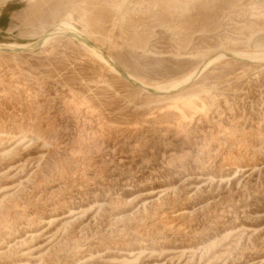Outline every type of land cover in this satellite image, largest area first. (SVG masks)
Here are the masks:
<instances>
[{
  "label": "rangeland",
  "instance_id": "1",
  "mask_svg": "<svg viewBox=\"0 0 264 264\" xmlns=\"http://www.w3.org/2000/svg\"><path fill=\"white\" fill-rule=\"evenodd\" d=\"M0 46V264H264V0H0Z\"/></svg>",
  "mask_w": 264,
  "mask_h": 264
},
{
  "label": "bare ground",
  "instance_id": "2",
  "mask_svg": "<svg viewBox=\"0 0 264 264\" xmlns=\"http://www.w3.org/2000/svg\"><path fill=\"white\" fill-rule=\"evenodd\" d=\"M28 1H30V2H33V1H35V0H28ZM63 26H66V25H64V24H62ZM66 28H67V26H66ZM74 31V30H73ZM73 33V32H72ZM76 33V32H75ZM52 36V35H51ZM47 39V38H46ZM47 41V40H46ZM41 43H44V44H46L47 42H44V41H42ZM44 44H42V46L44 45ZM92 46V45H91ZM19 47H11V48H9V47H7V48H3V47H1L0 46V51H5V50H10V49H18ZM19 49H23V50H25V49H32L30 46H25V47H20ZM95 50V49H94ZM98 50V49H97ZM94 53L96 54V52L94 51ZM93 53V54H94ZM94 54V55H95ZM101 54V53H100ZM225 54V53H224ZM227 54V53H226ZM233 54V53H232ZM232 54H230V56H232ZM229 55V54H228ZM218 56V55H217ZM230 56H229V58H230ZM234 56H235V54H234ZM238 58H240V56H237ZM225 58V56H218V58H216V59H213V60H209V61H207V63L205 64V65H203V66H201L200 68H198L197 69V71H195V72H193V74L186 80V82L187 83H189L190 81L189 80H191V78L192 77H195V75H200L207 67H209L210 65H212V63L216 60H221V59H224ZM244 58V57H243ZM246 58V57H245ZM244 58V59H245ZM110 60V59H109ZM112 60V59H111ZM102 61V60H101ZM113 61V60H112ZM215 61V62H216ZM113 65V64H112ZM114 67V66H113ZM113 70V69H112ZM115 72V71H114ZM116 73V72H115ZM130 76V75H129ZM136 80V79H135ZM189 81V82H188ZM136 82V81H135ZM182 82V81H181ZM183 83H185L184 81H183ZM186 83V84H187ZM140 84V83H139ZM185 84V85H186ZM179 86H181V84H180V82L178 83V85H174L173 86V88H175V90H177V88L179 87ZM171 87V86H170ZM145 88V87H144ZM143 88V89H144ZM172 88V87H171ZM182 88V87H181ZM149 89V88H148ZM151 89V88H150ZM150 91V90H149ZM154 91V90H153ZM158 91V90H157ZM166 91V90H165ZM156 92V91H155ZM162 92V91H161ZM164 92V91H163ZM157 93H160V92H157Z\"/></svg>",
  "mask_w": 264,
  "mask_h": 264
}]
</instances>
